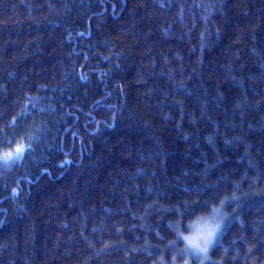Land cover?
Returning <instances> with one entry per match:
<instances>
[{
    "label": "trees",
    "instance_id": "16d2710c",
    "mask_svg": "<svg viewBox=\"0 0 264 264\" xmlns=\"http://www.w3.org/2000/svg\"><path fill=\"white\" fill-rule=\"evenodd\" d=\"M33 119L0 264H172L225 197L213 258L264 264V0H0V145Z\"/></svg>",
    "mask_w": 264,
    "mask_h": 264
},
{
    "label": "clouds",
    "instance_id": "9594fccd",
    "mask_svg": "<svg viewBox=\"0 0 264 264\" xmlns=\"http://www.w3.org/2000/svg\"><path fill=\"white\" fill-rule=\"evenodd\" d=\"M152 66L154 67L155 65L153 64ZM31 99H35V97ZM101 102L96 101L95 103L99 104ZM113 109L119 110V101L115 100V103L108 105L109 112H112ZM112 114L114 115V112ZM22 118L25 119L23 112L18 113L13 119L18 121ZM41 126V122L33 119L28 126V130L23 132L22 135L10 139L6 146L0 145V165L10 166L22 160L23 156L31 150V141L35 133L41 130ZM10 127H14L12 120H9L7 125L0 123V134H6ZM227 199L225 197L218 203L212 204L207 212H199L196 215L201 216L205 225L198 235H191L185 226L183 231H181L179 228L180 221L175 222L178 230L174 233L175 239L172 240L171 244L167 245L169 254L176 250L177 245H182L183 247L179 249L176 256H170L172 264H223V257L214 259L213 252L218 247L217 241L223 232L227 219L232 215L227 210Z\"/></svg>",
    "mask_w": 264,
    "mask_h": 264
},
{
    "label": "rangeland",
    "instance_id": "374dc122",
    "mask_svg": "<svg viewBox=\"0 0 264 264\" xmlns=\"http://www.w3.org/2000/svg\"><path fill=\"white\" fill-rule=\"evenodd\" d=\"M205 227L204 222L202 219L197 220L193 225L192 228L189 230L191 235H198L201 232V229Z\"/></svg>",
    "mask_w": 264,
    "mask_h": 264
},
{
    "label": "snow or ice",
    "instance_id": "6c2138e0",
    "mask_svg": "<svg viewBox=\"0 0 264 264\" xmlns=\"http://www.w3.org/2000/svg\"><path fill=\"white\" fill-rule=\"evenodd\" d=\"M81 35H83V34L81 33ZM81 79H84V77L82 76ZM17 150L19 151V149H17Z\"/></svg>",
    "mask_w": 264,
    "mask_h": 264
}]
</instances>
